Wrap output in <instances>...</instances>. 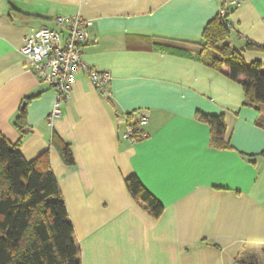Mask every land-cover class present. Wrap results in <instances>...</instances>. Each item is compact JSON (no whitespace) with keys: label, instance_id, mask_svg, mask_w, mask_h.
I'll list each match as a JSON object with an SVG mask.
<instances>
[{"label":"crops","instance_id":"crops-1","mask_svg":"<svg viewBox=\"0 0 264 264\" xmlns=\"http://www.w3.org/2000/svg\"><path fill=\"white\" fill-rule=\"evenodd\" d=\"M230 6L231 44L264 62V0ZM220 0H0V134L28 163L50 166L81 264H241L264 252V109L245 106L242 86L198 61L195 45ZM91 21L84 60L110 72L107 93L78 77L61 117L56 93L21 50L55 19ZM251 43L258 50H248ZM253 62V61H252ZM24 111L26 134L16 126ZM146 116L148 137L123 139ZM202 116H223L230 150L212 147ZM264 122V121H263ZM70 148L66 165L53 144ZM137 176L164 206L154 220L130 195Z\"/></svg>","mask_w":264,"mask_h":264},{"label":"trees","instance_id":"trees-1","mask_svg":"<svg viewBox=\"0 0 264 264\" xmlns=\"http://www.w3.org/2000/svg\"><path fill=\"white\" fill-rule=\"evenodd\" d=\"M220 0V12L203 32L202 42L195 45L199 62L239 83L245 95V106L264 109V62L247 63L242 52L231 44L230 11ZM248 50H258L248 43ZM210 125L212 147L230 150L226 140L223 116H202ZM264 120L258 125L264 128ZM15 126L26 134V117L22 111ZM64 163L73 165L72 152L53 137ZM132 198L154 220L161 218L164 206L141 183L137 176L125 182ZM241 264H264L262 257L240 260ZM0 264H81L76 243L58 181L44 153L28 163L21 153V143L11 144L0 134Z\"/></svg>","mask_w":264,"mask_h":264},{"label":"built area","instance_id":"built-area-1","mask_svg":"<svg viewBox=\"0 0 264 264\" xmlns=\"http://www.w3.org/2000/svg\"><path fill=\"white\" fill-rule=\"evenodd\" d=\"M239 1L225 3L226 7L236 6ZM57 29L44 28L25 41L21 52L30 62L32 71L43 83L56 93L54 111L49 123L61 117L60 106L70 100L73 86L81 75L89 78L91 85L101 93H107L112 82L110 72H99L84 60V48L89 41L92 22L78 15L55 19ZM146 116L128 122L123 139L130 144L145 140Z\"/></svg>","mask_w":264,"mask_h":264},{"label":"rangeland","instance_id":"rangeland-1","mask_svg":"<svg viewBox=\"0 0 264 264\" xmlns=\"http://www.w3.org/2000/svg\"><path fill=\"white\" fill-rule=\"evenodd\" d=\"M246 58H247L246 61H247L248 64L251 63L252 61H254V60H252V61L249 60V58L247 56H246Z\"/></svg>","mask_w":264,"mask_h":264}]
</instances>
